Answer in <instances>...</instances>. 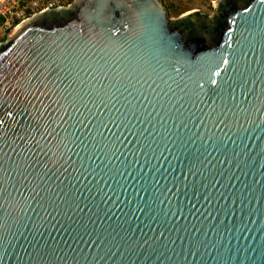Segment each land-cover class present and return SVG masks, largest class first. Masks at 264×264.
Instances as JSON below:
<instances>
[{"label":"water","instance_id":"1","mask_svg":"<svg viewBox=\"0 0 264 264\" xmlns=\"http://www.w3.org/2000/svg\"><path fill=\"white\" fill-rule=\"evenodd\" d=\"M0 264H264V0H74L18 24Z\"/></svg>","mask_w":264,"mask_h":264},{"label":"built area","instance_id":"2","mask_svg":"<svg viewBox=\"0 0 264 264\" xmlns=\"http://www.w3.org/2000/svg\"><path fill=\"white\" fill-rule=\"evenodd\" d=\"M74 0H0V16L7 28L46 9L69 7ZM16 26V25H15Z\"/></svg>","mask_w":264,"mask_h":264},{"label":"rangeland","instance_id":"3","mask_svg":"<svg viewBox=\"0 0 264 264\" xmlns=\"http://www.w3.org/2000/svg\"><path fill=\"white\" fill-rule=\"evenodd\" d=\"M215 1L216 0H163V3L165 6L168 5L169 3H173L174 6L177 7L179 11L182 13L195 10L203 15L211 16L213 13V3ZM0 10H2L1 7ZM169 14L172 17L178 16L171 14L170 12ZM15 25L17 26L18 24ZM15 25L10 28H7L6 25L4 24V21L0 23V45L6 42L8 36L16 27Z\"/></svg>","mask_w":264,"mask_h":264},{"label":"trees","instance_id":"4","mask_svg":"<svg viewBox=\"0 0 264 264\" xmlns=\"http://www.w3.org/2000/svg\"><path fill=\"white\" fill-rule=\"evenodd\" d=\"M167 10L174 15H179L182 12L179 11V9L177 7L174 6L173 3H169L168 5H166ZM4 21V18L2 16H0V23H2Z\"/></svg>","mask_w":264,"mask_h":264}]
</instances>
